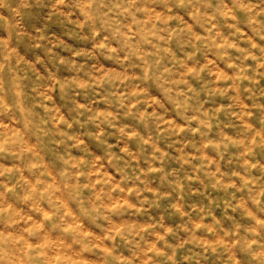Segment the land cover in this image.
Returning a JSON list of instances; mask_svg holds the SVG:
<instances>
[{"label": "clouds", "instance_id": "1", "mask_svg": "<svg viewBox=\"0 0 264 264\" xmlns=\"http://www.w3.org/2000/svg\"><path fill=\"white\" fill-rule=\"evenodd\" d=\"M0 264H264V0H0Z\"/></svg>", "mask_w": 264, "mask_h": 264}]
</instances>
